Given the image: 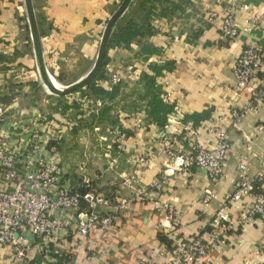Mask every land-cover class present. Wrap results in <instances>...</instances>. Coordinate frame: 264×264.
Wrapping results in <instances>:
<instances>
[{
	"label": "crops",
	"instance_id": "obj_1",
	"mask_svg": "<svg viewBox=\"0 0 264 264\" xmlns=\"http://www.w3.org/2000/svg\"><path fill=\"white\" fill-rule=\"evenodd\" d=\"M31 1L47 73L68 84L84 77L95 61L105 24L122 0ZM229 12L238 34L226 42L220 24ZM127 34L132 38L126 41ZM247 45L262 55L258 76L264 79V0H131L113 28L101 75L94 81V87L112 97L93 98L103 103L98 115L87 116L67 105L76 131L65 126L57 162L65 179L78 182L87 177L97 193L110 196V205L96 208L102 214L114 211L118 201L130 194L126 174L134 173L139 187L153 179L162 184L152 189L153 198L133 199L109 234L98 229L83 239L72 234L60 243L45 244L41 252L29 242L20 257L13 247L0 244V264H137L148 252L167 261L174 241L195 238L211 247L193 264H264L258 253L264 242V218L230 228L218 241L211 226L237 181L264 172V100L256 104L238 91L233 73L235 60ZM112 75L122 80L112 85ZM158 91L172 99L166 104L172 111L163 125L150 117ZM78 95L82 94L50 95L36 65L24 0H0L2 119L40 114L55 124L60 116L49 99L57 102ZM176 111L178 121L168 123ZM232 112L241 116L235 120ZM196 115L200 117L193 119ZM183 120L198 128L201 145L215 143V129L229 140L223 175L211 186L213 196L206 205L201 200L209 183L203 171L170 174L165 169L161 138L172 136L173 129L182 131ZM119 133L129 136L127 150L105 149V143ZM176 135L171 148L188 151V138L182 132ZM142 156L150 168L139 161ZM258 187L264 191V180ZM161 202L170 208H158ZM242 205L250 206L251 199L240 196L226 204L225 212L238 220Z\"/></svg>",
	"mask_w": 264,
	"mask_h": 264
},
{
	"label": "built area",
	"instance_id": "obj_2",
	"mask_svg": "<svg viewBox=\"0 0 264 264\" xmlns=\"http://www.w3.org/2000/svg\"><path fill=\"white\" fill-rule=\"evenodd\" d=\"M211 17L215 13H210ZM238 31L233 13H226L220 24L222 40L229 42L237 37ZM263 65V57L251 45L244 46L235 60L234 77L238 91L250 97L258 104L264 100V79H259V71ZM132 78L131 76L129 79ZM122 78L112 75L109 79L112 85L118 84ZM51 95V94H50ZM53 96V95H51ZM165 104H172L169 95L160 93ZM68 100V101H67ZM78 103L82 106L85 115H98L103 103L94 100L89 95L68 96L66 101L58 104L51 102L52 108L60 119L55 124L44 119L40 114L25 119H2L3 108L0 106V244L13 247L16 256H21L29 242L36 243L41 252L49 242L60 243L69 235H78L86 238L96 229L109 234L118 222L119 216L127 205L136 198H146L153 195L152 189L160 186L162 181L153 179L148 186L139 187L135 174H126V187L130 194L118 201L115 210L108 213H99L97 206H108L111 198L106 193H97L90 187V179L80 177L79 181L65 179L62 167L59 165L60 151L50 147V143L61 144L64 131L73 126L69 118V111L63 112V105ZM176 115L168 117V123L178 121ZM236 120L240 112H232ZM179 118V117H178ZM181 117L179 120H182ZM217 138L212 145L199 143V130L189 122L182 121V131L173 129L172 136H163L161 146L166 155L165 169L170 174L176 172L203 171L207 176V185L203 189L201 202L206 205L213 196L211 186L215 185L223 175L226 155L230 148L227 135L217 131ZM183 133L188 138L189 150L176 152L171 148L177 135ZM129 136L125 133L116 134L114 143H106L107 150L123 152L127 150ZM107 142L106 139H103ZM147 167L146 158L139 159ZM259 180H264V172L256 177L243 176L235 185L231 194L225 196V203L238 200L240 196L251 199V205L241 206L238 220L230 217L222 206L212 220V235L218 241L221 234L237 225L252 222L255 218H264V191L259 189ZM82 187H88L81 191ZM154 200V199H153ZM156 201V200H155ZM156 203V202H155ZM170 208L161 202L158 208ZM211 244L201 238L177 239L174 249L167 261H162L154 254H142L137 264H193L203 259ZM264 256V242L258 250Z\"/></svg>",
	"mask_w": 264,
	"mask_h": 264
},
{
	"label": "water",
	"instance_id": "obj_3",
	"mask_svg": "<svg viewBox=\"0 0 264 264\" xmlns=\"http://www.w3.org/2000/svg\"><path fill=\"white\" fill-rule=\"evenodd\" d=\"M130 3L131 0H122L116 11L107 20L98 45L97 55L90 71L83 78L73 83L61 85L56 80L52 79L51 76L47 73L43 60L40 35L32 1L24 0L29 30L34 48L36 65L42 84L51 95L56 97L68 95L70 93L84 89L94 80V78L99 74L103 67L113 28L115 27L122 14L126 11Z\"/></svg>",
	"mask_w": 264,
	"mask_h": 264
},
{
	"label": "trees",
	"instance_id": "obj_4",
	"mask_svg": "<svg viewBox=\"0 0 264 264\" xmlns=\"http://www.w3.org/2000/svg\"><path fill=\"white\" fill-rule=\"evenodd\" d=\"M132 38V35L131 34H127L126 36V41L131 39ZM101 75V71L99 72V74L94 78V80L87 86L85 87L84 89L82 90H79L77 91L78 93L82 94V95H89L93 98H102V99H111L112 97V94H108L106 95L105 92L97 89L96 87H94V81L96 79H98ZM100 96V97H98ZM109 96V97H108ZM58 104H61L63 103L62 101V98H59L56 100ZM150 117L159 125H163L166 121V117L168 115V113L170 114L171 111H172V107L169 106V105H166L165 103L162 102L161 98H160V91L156 92L154 94V97L152 99V104H151V107H150ZM103 109V108H102ZM56 108L53 107V111L55 112ZM67 110V105L64 104L63 105V112H65ZM197 117H200V115H196L193 117V119H196ZM94 120L95 118L91 117V122L94 123ZM70 131H76L75 128L72 126L70 127ZM62 142V141H61ZM50 147L52 148H58L59 151L62 147V143L59 145V144H55L54 142L50 143ZM81 191H83V189H80ZM162 240H164L163 238H161Z\"/></svg>",
	"mask_w": 264,
	"mask_h": 264
},
{
	"label": "rangeland",
	"instance_id": "obj_5",
	"mask_svg": "<svg viewBox=\"0 0 264 264\" xmlns=\"http://www.w3.org/2000/svg\"><path fill=\"white\" fill-rule=\"evenodd\" d=\"M83 78V77H82ZM65 80L66 79H62V81L61 82H58L59 84H61V85H66V84H68L67 82H65ZM54 97V96H53ZM66 99H67V97H64V98H62V101H66ZM49 101H50V103L52 102V101H54L53 99H49ZM68 101V100H67ZM68 105V104H67ZM72 106L73 107H75V108H77L78 110H82L83 111V109H82V106L81 105H79L78 103H72ZM52 107V106H51ZM68 107V106H67ZM106 144V143H105ZM105 148H106V145H105Z\"/></svg>",
	"mask_w": 264,
	"mask_h": 264
}]
</instances>
